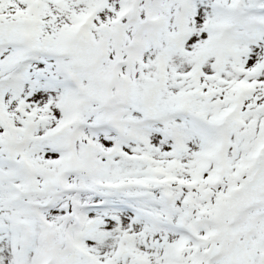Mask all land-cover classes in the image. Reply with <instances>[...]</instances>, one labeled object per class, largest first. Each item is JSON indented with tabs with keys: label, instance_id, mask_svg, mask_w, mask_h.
I'll use <instances>...</instances> for the list:
<instances>
[{
	"label": "snow or ice",
	"instance_id": "snow-or-ice-1",
	"mask_svg": "<svg viewBox=\"0 0 264 264\" xmlns=\"http://www.w3.org/2000/svg\"><path fill=\"white\" fill-rule=\"evenodd\" d=\"M0 264H264V0H0Z\"/></svg>",
	"mask_w": 264,
	"mask_h": 264
}]
</instances>
